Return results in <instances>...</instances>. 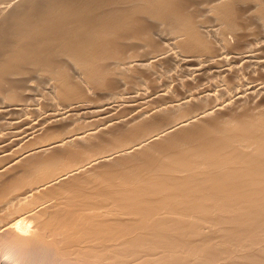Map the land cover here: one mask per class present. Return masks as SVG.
<instances>
[{"label":"bare ground","instance_id":"1","mask_svg":"<svg viewBox=\"0 0 264 264\" xmlns=\"http://www.w3.org/2000/svg\"><path fill=\"white\" fill-rule=\"evenodd\" d=\"M263 85L264 0H0V132L36 153L0 141L2 227L68 264H264V105L225 103Z\"/></svg>","mask_w":264,"mask_h":264},{"label":"rangeland","instance_id":"2","mask_svg":"<svg viewBox=\"0 0 264 264\" xmlns=\"http://www.w3.org/2000/svg\"><path fill=\"white\" fill-rule=\"evenodd\" d=\"M260 37V36H259ZM260 40V39H259ZM262 41V40H261ZM264 86V85H263ZM263 88L264 87H262L261 89L259 88V91H253L254 93L252 94V92H251V89L249 90V89H247V91L246 92H244V95H243V97H239V98H233V100H230V102L229 101H226L225 103H226V105L228 106V107H232V106H236L237 104V106H240V107H245V106H260V105H264V90H263ZM262 90H263V92H262ZM246 93V94H245ZM247 97V98H246ZM246 98V99H245ZM223 99V98H222ZM221 99V100H222ZM235 100V101H234ZM227 102H229V103H227ZM120 105L119 106V108H117L118 106L117 105ZM124 105V107H123V105ZM225 105V107L227 108V106ZM116 106V107H115ZM127 106V107H126ZM122 107H123V109H122ZM130 107V105L128 104V102H127V105H126V102L125 103H121V102H118V103H116V105H114V106H112L111 107V109L109 108V110H111L110 111V113L112 114V112H113V109L115 108L116 110H114V112H113V116H119V114H121V113H124V110H125V108L126 109H128ZM133 107H135V106H133ZM225 107H224V109H225ZM121 108V109H120ZM233 108V107H232ZM108 111V110H107ZM116 111V112H115ZM109 113H106V115H108ZM112 115H109V116H112ZM104 116H105V114H104ZM130 115H128V119H130V118H132V116H130ZM69 119V118H68ZM85 119V120H84ZM84 119H82L81 120V122L84 120L85 122H89L91 119L89 118H87V120L88 121H86V118H84ZM84 121L81 123V125L82 124H84ZM80 122V121H79ZM0 124H2V121L0 120ZM80 124V123H79ZM4 126H2V125H0V128H3ZM1 131V130H0ZM6 134H8V132L9 131H4ZM4 132H0V134H1V136L3 135V136H5L6 134L4 133ZM11 135V133H9L8 135H6V136H8V137H6V138H3V136L0 138L1 140L0 141H2L3 139L5 140V139H7L6 140V142H4V143H9L8 145L7 144H5V147H6V151H4V153L3 154H1V155H3V157L5 156V158H4V160L7 162H5V161H3V164H8V163H10V164H8V165H11L12 163L11 162H13L14 163V161H16V160H18L19 158L21 159L20 161L21 162H24L25 160L27 161L29 158H32L33 156H35V154L34 153H32L31 154V152L30 151H28V152H26V150L28 149H26V147L28 146V139L27 138H29L30 139V137H26L23 141H21L20 143H15V142H17V139L16 140H14L15 138H16V136H15V138H14V136H13V138L12 137H9ZM17 137H19V136H17ZM32 138V137H31ZM12 139V140H11ZM11 140V141H10ZM27 140V141H26ZM9 141V142H8ZM15 141V142H14ZM25 141V142H24ZM11 142V143H10ZM15 144H16V146H15ZM1 145V144H0ZM13 145V146H12ZM11 146V147H10ZM15 146V147H14ZM10 147V148H9ZM8 149V150H7ZM12 150V151H11ZM29 150V149H28ZM49 150H51V149H49ZM16 151V152H15ZM25 151V152H24ZM47 152H49V151H47ZM12 154H14V155H12ZM22 154V155H21ZM27 156H26V155ZM34 154V155H33ZM38 154V153H37ZM10 155V156H9ZM18 156V157H17ZM21 156H24V157H21ZM7 157V158H6ZM12 157H13V159H12ZM18 158V159H17ZM8 159H10V160H8ZM84 163H86V161L85 162H83V163H78L77 165H75V168L76 167H78V166H80V165H84ZM16 163H14V165H13V167H16V165H15ZM101 165H102V163H100ZM100 164H95V165H87L84 169H81L80 171H79V173L78 174H80V172H82L81 174H85V173H88V171L90 172L92 169H94V168H96V166L98 167V166H100ZM95 166V167H94ZM12 168V167H11ZM16 171H18V169H16ZM12 173H15V170L13 171V172H11L10 173V171L9 172H7V174H2L1 175V178H0V183L1 184H3V182H4V180H6L9 176H11V174ZM10 174V175H9ZM80 174V175H81ZM77 175V174H76ZM6 178V179H5ZM3 180V181H2ZM1 186V185H0ZM34 186V185H33ZM19 188V189H18ZM14 192H13V195L12 196H16V195H18V193L20 194V193H23V192H26V191H28L29 190V188L31 189L32 187L31 186H26V185H24V186H20V187H18ZM21 190V191H20ZM24 190V191H23ZM16 192V193H15ZM6 198V197H5ZM5 198H2V199H4V200H2L4 203H1L0 204V208L2 209L3 207H1V206H6L7 205V202H8V199H9V197H8V199L7 200H5ZM29 200V199H28ZM9 201H10V199H9ZM23 202V201H22ZM26 204V203H25ZM3 210V209H2ZM7 209H5L4 211H0V218L1 219H3L2 221H1V219H0V264H19V263H21V264H27V262H28V264L30 263V264H36L37 262H39L40 264L42 263V264H55V263H59V264H68L67 263V259H65V260H63L62 259V257L61 258H58L57 257V254H55L54 252H53V248H50L49 246H47V247H49L47 250L45 249V246L44 247H42V249H41V246L43 245V244H41V243H39L38 241H36L34 238H32V236H19V235H13L12 234V232L11 231H9V229H7V228H4V227H2L3 226V221L5 220L4 218L5 217H7V216H9V214H7V213H9V212H12L10 209H9V211H6ZM15 211V210H14ZM13 211V212H14ZM2 212V213H1ZM15 213V212H14ZM5 214V215H4ZM11 214V213H10ZM4 216V217H3ZM18 236V237H17ZM17 237V238H16ZM25 239H24V238ZM10 238V239H9ZM7 239L9 240V241H7ZM31 239V240H30ZM32 239H34L33 241H32ZM24 240V241H23ZM30 240V241H29ZM4 241V242H3ZM39 243V245L36 243ZM3 242V243H2ZM9 242V243H8ZM18 242V243H17ZM22 242V243H21ZM26 242V244H24ZM35 242V243H34ZM9 244V245H8ZM22 244H24V246L22 245ZM41 244V245H40ZM28 245H29V247H28ZM31 246V247H30ZM5 247V248H4ZM12 247V248H11ZM23 247H24V249H23ZM40 247V248H39ZM32 248H33V250H32ZM7 249V250H6ZM43 249H45V250H43ZM49 249H51V251H49ZM26 250V251H25ZM29 250V251H28ZM32 250V251H31ZM7 251V252H6ZM44 251H47V254H46V252H44ZM55 251V250H54ZM10 252V253H9ZM28 252V253H27ZM29 252H30V254H29ZM33 252V253H32ZM51 252H52V254H51ZM7 253V254H6ZM23 253V254H22ZM25 253V254H24ZM49 253V254H48ZM3 255V256H2ZM34 255H35V257H34ZM51 255H54V256H51ZM5 256V257H4ZM30 256V257H29ZM50 258H48V257ZM26 257H27V259H26ZM31 257H32V259H33V261H32V259H31ZM32 261H30L29 262V259ZM55 258V259H54ZM57 258V259H56ZM5 259V260H4ZM8 261H7V260ZM36 259V260H35ZM39 259H40V261H39ZM5 262H4V261ZM46 260V261H45ZM51 260V261H50ZM52 260H53V262H52ZM61 260H63V261H61ZM70 260V259H69ZM19 263H18V262ZM47 262V263H46ZM49 262V263H48ZM69 262V261H68ZM71 262V261H70ZM38 263V264H39ZM72 263H74L75 264V262L74 261H72ZM71 263V264H72ZM70 264V263H69ZM77 264V263H76Z\"/></svg>","mask_w":264,"mask_h":264}]
</instances>
